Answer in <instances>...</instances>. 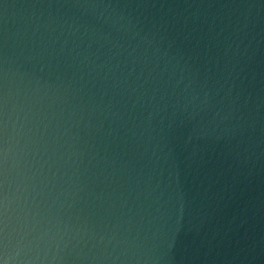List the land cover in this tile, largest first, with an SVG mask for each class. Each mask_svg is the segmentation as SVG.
Here are the masks:
<instances>
[{"label": "water", "instance_id": "1", "mask_svg": "<svg viewBox=\"0 0 264 264\" xmlns=\"http://www.w3.org/2000/svg\"><path fill=\"white\" fill-rule=\"evenodd\" d=\"M0 264H264V0H0Z\"/></svg>", "mask_w": 264, "mask_h": 264}]
</instances>
